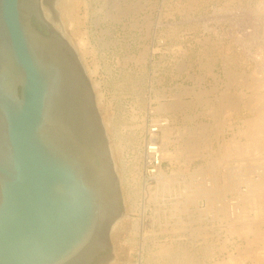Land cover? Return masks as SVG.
Wrapping results in <instances>:
<instances>
[{
	"label": "rangeland",
	"instance_id": "rangeland-1",
	"mask_svg": "<svg viewBox=\"0 0 264 264\" xmlns=\"http://www.w3.org/2000/svg\"><path fill=\"white\" fill-rule=\"evenodd\" d=\"M69 4L76 15L72 27L62 14ZM55 9L70 42L81 40L76 51L92 83L120 181L124 215L111 231L113 259L107 264H176L184 255L185 264H212L236 247L246 249V239L227 228L224 201L253 215L245 194L251 173L257 177L264 171V158L253 152L249 157L231 152L222 160L220 155L227 145L231 151L249 145L243 120L254 114L244 102L264 76V0H55ZM234 100L239 110L227 115L225 107ZM166 102L181 105L172 112L157 109ZM163 117L173 127L168 148L177 157L163 160L173 186L154 199L151 192L159 185L155 177H145L144 141L148 125ZM251 158L257 162L251 164ZM185 195L190 200L183 206ZM161 244L170 245L168 254L158 252Z\"/></svg>",
	"mask_w": 264,
	"mask_h": 264
},
{
	"label": "water",
	"instance_id": "water-1",
	"mask_svg": "<svg viewBox=\"0 0 264 264\" xmlns=\"http://www.w3.org/2000/svg\"><path fill=\"white\" fill-rule=\"evenodd\" d=\"M123 215L96 95L55 0H0V264H107Z\"/></svg>",
	"mask_w": 264,
	"mask_h": 264
},
{
	"label": "bare ground",
	"instance_id": "bare-ground-1",
	"mask_svg": "<svg viewBox=\"0 0 264 264\" xmlns=\"http://www.w3.org/2000/svg\"><path fill=\"white\" fill-rule=\"evenodd\" d=\"M62 1V0H61ZM64 4V3H63ZM70 5V4H69ZM63 6H65V5H63ZM143 6V5H142ZM66 7V8H65ZM65 7H63L62 8V12H64L65 10V13H62L64 16H66L67 17V22H68V27H72V25H71V23L72 22H74V20H75V18H76V15L74 14V13H72V5H70V6H65ZM63 9H65L64 11H63ZM157 20V19H156ZM67 26V25H66ZM146 26V25H145ZM76 37V36H75ZM77 39H79L77 42H75V43H72V45H74V48H75V50H78V48H79V46H81V40H80V38H77ZM82 39V38H81ZM83 41H84V39H82ZM84 43H82V45H83ZM141 52V51H140ZM141 56V55H140ZM143 60V59H142ZM235 74V73H234ZM257 77V76H256ZM259 77V76H258ZM254 78V80L256 79L255 77H253ZM260 78V81H259V84L258 85H256V88L255 89H257V91L255 90V92H252L253 94L251 95H249L250 97L252 96L253 98L251 99V100H249L248 102H244L243 100V102H244V107L249 111V112H252L254 115L252 116V117H247V119H244L243 121H244V123L247 125H245L246 127L244 128V130L242 129V133H245L246 135L245 136H247V137H245V138H247V141H249V145H250V149H251V153H250V151L248 150L249 149V145L248 146H246V143H245V145L244 146H242V145H240V141H238L239 142V145L241 146V148H237L238 150H235V151H231V149H232V147H231V149L230 150H228L226 147L228 146L227 144V146L225 147V150H224V153L222 154V156L220 155V158H221V160H222V158H225L226 156H228L229 157V155H230V153L232 152H234V153H238V155H241V153H244V154H246L247 156H248V152H249V155L250 154H252V152H253V154H255L256 156H259V158L261 157V158H264V76L262 77V76H260L259 77ZM253 80V81H254ZM259 80V79H258ZM232 82V81H231ZM231 82H229L230 84H231ZM238 82V81H237ZM248 83L249 82H252V79H251V81H247ZM246 83V82H245ZM247 83V84H248ZM238 84V83H237ZM247 84H245V86L247 85ZM250 84V83H249ZM249 84L247 85V86H249ZM251 85H253L252 83H251ZM255 85H253V87H255ZM229 86V85H228ZM244 86V87H245ZM252 87V86H251ZM250 87V88H251ZM252 87V88H253ZM251 88V89H252ZM227 89V88H226ZM225 89V90H226ZM241 92V91H240ZM229 93V92H228ZM255 93V94H254ZM222 94V93H221ZM232 94V93H231ZM244 94V93H243ZM242 94V95H243ZM247 94V93H246ZM223 95H221V97H222ZM245 96V95H244ZM249 96H247V97H249ZM162 97V96H161ZM223 97H225V96H223ZM241 98V97H240ZM221 99V98H220ZM250 99V98H249ZM238 100V99H237ZM221 101H222V99H221ZM229 101H230V99H229ZM231 102V101H230ZM232 102H234V103H232V107H231V105L229 106H227V107H225L226 109H225V112L226 111H228L227 113V115H230V113H232V112H235V111H238L239 110V108H237L236 106L234 107L233 106V104H235V100L234 101H232ZM177 104H179V105H181L180 103L181 102H176ZM226 103V102H225ZM224 102H222V106L223 105H225L226 106V104H225ZM148 104V103H147ZM176 104V105H177ZM176 105L174 104L173 105V103L171 104H169L168 102H166V103H161L158 107H157V109H159V110H162V111H173L175 108H176ZM218 105H220V104H218ZM236 105H237V103H236ZM221 106V105H220ZM219 106V107H220ZM150 107V106H149ZM219 107H217V108H219ZM229 107V108H228ZM211 108V107H210ZM152 109V108H151ZM151 109H149L150 111H151ZM155 109V108H154ZM178 109V108H177ZM220 109H221V107H220ZM148 110V111H149ZM153 110V109H152ZM211 110V109H210ZM215 110V109H214ZM158 111V110H157ZM216 111V110H215ZM211 112V111H210ZM218 112H220V111H218ZM223 112H224V108H223ZM225 112H224V114L223 115H226L225 114ZM210 114H212V113H210ZM222 115V116H223ZM213 118V117H212ZM223 119H224V117H222ZM222 118H221V120H222ZM218 121V120H217ZM241 121H242V119H241ZM169 119L168 118H165V117H163V118H157L156 120H155V123L156 124H158V125H160V130L162 131V134H161V138L159 137V139H160V141L161 142H159L160 144H159V148H160V153H161V156H162V160H164V159H167V160H169V162L171 161V159H172V157L174 158V159H176V157H174L175 155H174V152L173 151H171L169 148H168V144L170 143V141L171 142H173L172 140H171V136H172V132H173V127L172 126H169ZM221 122H225L224 120L223 121H221ZM227 123H228V120L226 121ZM171 123V122H170ZM222 124V123H221ZM220 124V125H221ZM229 124V123H228ZM219 125V128L221 129V131H222V128H221V126ZM223 125V124H222ZM174 127H176V126H174ZM228 127V126H227ZM229 128H231V126H229ZM177 129V128H176ZM186 129H187V127H186ZM217 130V129H216ZM187 131V130H186ZM218 131V130H217ZM232 131V130H231ZM189 133H190V131H188ZM187 132V133H188ZM235 132H237V131H235ZM219 132H217V134H218ZM239 134V133H238ZM189 135H191V133L189 134ZM235 135V134H234ZM180 136H182L181 134H180ZM193 136V135H192ZM191 136V137H192ZM188 137V136H187ZM186 137V138H187ZM217 137V136H216ZM233 137V136H232ZM231 137V138H232ZM238 137V136H237ZM179 138H181V137H179ZM188 139H189V137H188ZM174 140V139H173ZM187 140V139H186ZM233 140V139H232ZM245 140V139H244ZM236 141H237V139H236ZM243 141V140H242ZM246 141V140H245ZM244 141V142H245ZM138 142V141H137ZM182 142H183V139H182ZM187 142L188 143H190L188 140H187ZM233 141H231V143H232ZM234 142H235V140H234ZM179 143V142H178ZM183 143H185V146H186V142L184 141ZM229 143V142H228ZM181 144V143H180ZM192 144V143H191ZM236 144V143H235ZM234 144V145H235ZM229 145H231L230 143H229ZM136 146H138V145H136ZM184 146V147H185ZM190 146V145H189ZM188 146V147H189ZM222 146V145H221ZM231 146H233V143H232V145ZM238 146V145H237ZM183 147V146H182ZM191 147V146H190ZM189 147V149H191ZM234 147V146H233ZM235 149H236V147H234ZM188 149V148H187ZM195 150L196 149H194V150H192L191 149V151H193L194 153H195ZM201 150V149H200ZM234 150V149H233ZM175 151V150H174ZM189 151V150H188ZM190 151V152H191ZM197 151H198V148H197ZM192 153V152H191ZM193 153V154H194ZM234 153L233 154H231V156H233L234 155ZM175 154H176V151H175ZM190 154V153H189ZM198 155H195V157L196 156H199L200 154L199 153H197ZM135 155V154H134ZM174 155V156H173ZM236 155V154H235ZM238 155H236V156H238ZM243 155V154H242ZM241 155V156H242ZM246 155H244V156H246ZM255 155H252V157H254ZM192 156V155H191ZM187 157H189V158H191L189 155H187ZM238 157H240V156H238ZM243 157V156H242ZM249 157V156H248ZM247 157V158H248ZM251 157V156H250ZM189 158H187V159H189ZM219 158V157H218ZM219 158V159H220ZM230 158H232V157H230ZM234 158V157H233ZM256 158V157H255ZM173 159V160H174ZM215 159H216V157H215ZM214 159V160H215ZM251 160H252V162H251ZM138 161V160H137ZM175 161H177V160H174V162ZM216 161V160H215ZM248 161H250L251 162V164L252 163H255V162H257V160L255 159L254 160V158L252 159H250V160H248ZM261 162H262V160H260ZM189 161H187V163H188ZM213 162V161H212ZM250 162H247V164H250ZM173 163V162H172ZM216 164H217V162H215ZM220 164V163H219ZM218 164V165H219ZM250 164V165H251ZM212 165V164H211ZM254 165V164H253ZM247 166V165H246ZM244 169H246V168H244ZM247 170V169H246ZM253 170V169H252ZM255 171V170H254ZM253 172V171H252ZM264 171H262V170H258V175H257V177H252V173H251V177L249 178V180L251 181V183H250V186H249V188H248V191H247V193L245 194V199H246V202L249 204V206H251V207H254L255 208V210H253V215L251 214V212H249V211H247L246 209H237V207L235 206L236 204L235 203H231V202H228V201H224V203L226 204L227 203V208H228V210L226 211V213L224 212V214H225V216H224V218H225V220L227 221V224H228V229H229V231H230V233L231 234H233V235H235V236H237V238L238 237H240V238H242V240L243 239H246V242H245V244L247 245L246 246V249L245 248H243V249H241L240 247H236L235 248V250H233V251H229L227 254V258H222V259H220V260H216L214 263H212V264H248V263H246V262H244V259L245 258H250L251 259V261H250V263L249 264H264V213H262V211L264 210H262V206H264L263 204H264V173H263ZM135 174V173H134ZM224 175V174H223ZM133 176V175H132ZM249 176H247V178H248ZM155 178H156V180L158 181V188L157 189H155V191H153V192H151V197L152 198H154V199H156L159 195H161L163 192H166V191H169L171 188H172V186H173V184H172V182H170V180H169V178H168V175L163 171V169L161 168V166L159 167V169H158V171H157V173L155 174ZM213 178V177H212ZM132 180H134V179H132ZM211 181V180H210ZM219 181V180H218ZM208 182V181H207ZM211 182H209V183H204V185H203V189L204 190H206V191H208L209 189H211L212 188V186H211V184H210ZM215 183V182H214ZM222 184V183H221ZM202 186V185H201ZM219 187V186H218ZM188 188V187H187ZM199 188H201V187H199ZM215 189V188H214ZM143 191H144V188L142 189ZM173 190H174V187H173ZM192 190V189H191ZM204 190H203V192H204ZM183 191V190H182ZM206 193V192H205ZM243 193V192H242ZM242 193H240V194H242ZM188 194V193H187ZM190 194H192V193H190ZM189 194V195H190ZM177 195H179V194H177ZM127 196H129V195H127ZM186 197L185 198H187L186 199V201L184 202V199H183V202H184V204H183V206L190 200L189 199V196L188 195H185ZM144 197L142 196V199H143ZM190 198H192V196L190 197ZM244 199V200H245ZM193 200V199H192ZM242 200V199H241ZM179 201V200H178ZM191 202V201H190ZM192 203H194L193 201H192ZM243 203H244V201H243ZM178 204V203H177ZM180 204H182V203H180ZM174 205H176V204H174ZM188 205V204H187ZM186 205V206H187ZM247 205V204H246ZM141 206H142V211L144 212V210H145V205H144V203H143V200H142V202H141ZM226 206V205H225ZM244 206V205H243ZM222 207V206H221ZM224 207V206H223ZM140 208V207H139ZM178 208V207H177ZM182 208V209H181ZM181 208H180V210L179 211H183L184 209H183V207L181 206ZM187 208V207H186ZM241 208H242V205H241ZM253 208V209H254ZM264 208V207H263ZM175 209V208H174ZM251 210V209H250ZM262 210V211H261ZM181 211V212H182ZM185 211V210H184ZM224 211V210H223ZM221 212V211H220ZM264 212V211H263ZM172 213H174V212H172ZM222 213L223 212H221V215H222ZM174 215V214H173ZM258 222H260V223H262V225H256ZM225 223V222H224ZM259 223V224H260ZM255 225L257 226V227H255ZM177 227V226H176ZM178 228V227H177ZM178 229H180V227L178 228ZM171 230H173V231H175L174 229H171ZM181 230V229H180ZM144 232H142V234H143ZM144 235V234H143ZM142 238L144 239V236H142ZM145 238H146V235H145ZM142 239V240H143ZM150 239V238H149ZM241 240V239H240ZM234 241V240H233ZM241 243V242H240ZM142 244H143V242H142ZM156 244H158L157 242H156ZM155 244V245H156ZM164 244V243H163ZM188 244V243H187ZM245 244H244V246H245ZM159 245V244H158ZM169 245V244H168ZM168 245H166V246H168ZM255 245H258L259 247H257V249H259V251L258 252H254V250H255V248H256V246ZM166 246H163L162 247V244H161V249L158 251L159 253H164V254H168L167 252H168V250L166 249ZM170 246V245H169ZM191 246V245H190ZM238 246V245H237ZM243 246V247H244ZM253 246H255V247H253ZM141 248H142V245H141ZM169 249V248H168ZM171 249V248H170ZM254 249V250H253ZM143 250V249H142ZM184 252H185V250H184ZM156 254V253H155ZM172 256V255H171ZM183 256V255H182ZM187 256V255H186ZM184 258H185V255L183 256ZM183 257H178L177 259V261H176V264H185V262H184V259H182ZM189 258H191V255H190V257ZM185 259H187V258H185ZM241 259V260H240ZM170 260V259H169ZM249 260V259H248ZM191 261V260H190ZM172 262V261H171ZM193 261H191V263H192ZM174 263V262H173Z\"/></svg>",
	"mask_w": 264,
	"mask_h": 264
},
{
	"label": "built area",
	"instance_id": "built-area-1",
	"mask_svg": "<svg viewBox=\"0 0 264 264\" xmlns=\"http://www.w3.org/2000/svg\"><path fill=\"white\" fill-rule=\"evenodd\" d=\"M159 133L160 125L156 123L148 125L145 133L143 153L144 173L147 179L155 177V174L163 162L159 148Z\"/></svg>",
	"mask_w": 264,
	"mask_h": 264
}]
</instances>
